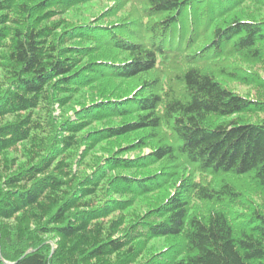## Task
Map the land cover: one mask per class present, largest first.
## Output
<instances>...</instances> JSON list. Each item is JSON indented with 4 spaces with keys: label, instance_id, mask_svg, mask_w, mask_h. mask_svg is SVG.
Returning <instances> with one entry per match:
<instances>
[{
    "label": "trees",
    "instance_id": "trees-1",
    "mask_svg": "<svg viewBox=\"0 0 264 264\" xmlns=\"http://www.w3.org/2000/svg\"><path fill=\"white\" fill-rule=\"evenodd\" d=\"M103 1L0 0V264H264V0Z\"/></svg>",
    "mask_w": 264,
    "mask_h": 264
},
{
    "label": "rangeland",
    "instance_id": "rangeland-1",
    "mask_svg": "<svg viewBox=\"0 0 264 264\" xmlns=\"http://www.w3.org/2000/svg\"><path fill=\"white\" fill-rule=\"evenodd\" d=\"M112 2H113V0H104L102 2V4L101 3H96L94 5V7H92L93 8L92 10H94L96 12H99L101 10V7L104 8L106 6H110L112 4ZM82 10H84V6L81 7V8L79 7V8L73 9L72 11H70V13L68 12V15H73L74 17L79 18L80 15H81L80 12ZM222 62H223V60L221 61V63ZM225 62H227V63H229L231 65L232 64H236V65L238 64L239 65L238 59H234V60H231V59H229V60L227 59L226 60L225 59ZM218 64H220V63H218ZM242 65L244 67H246V68H251L252 70H254L256 72H259L260 75L262 77H264V65L263 64L256 63V64L252 65L250 63L249 64H247V63L244 64L243 63ZM223 81L225 83H227V85L230 86L232 89H234L237 93H240V94H242L244 96H248L250 98H254V97H261V95H262V94H260L261 91L258 88H256L255 86H247V85L241 84V83L236 82V81H231L229 79H223ZM262 92H264V90ZM89 96H90V94L86 93L85 91L84 92H80L76 96V98L74 99L73 103L69 104L70 106H67V107L64 108L65 113L68 114V115H72L73 116L74 112H75V108L76 109H80V107L78 106V102L81 101L82 99L86 98V97H89ZM60 113H61V110L57 109L56 110V115L58 116ZM244 118H246L247 120H254V121L257 120L258 121V120H262L264 118V114L253 115V116L245 115ZM228 119H231V118H226V119H223L221 121H227ZM114 150L117 151L118 150L117 147L113 146V147H110V148H107V147L104 148V147L100 146L99 149H97V151H94V154H92L91 156L92 157L101 158V157L107 155L108 151L112 152ZM149 151H150V149L148 148V149H146L145 152H149ZM13 155H14V153L10 154V156H13ZM132 156H134V155H132ZM229 179H231L232 181H235L237 184H239L241 189L244 190L246 193H248L250 196L254 197V200L256 201L255 203L259 204V200H258L257 195L254 192L247 190V189H249V186H250V182H249L248 179H246L244 177H241V178L230 177ZM138 201L139 200L136 199V201H135L136 204H135L134 208H136L138 206ZM140 204H142V202H140ZM4 224H6L8 227H16V225H15L16 222L15 221H11L10 223H5L4 222ZM46 237L49 239V242L54 244V249H56L57 248L56 239L51 234L46 236ZM179 240L180 239H174V240H171V241H179ZM168 242L169 241H166L165 239H162V240L158 239V240L152 241L148 245V247H147V249L145 251L146 253L144 252L145 254L142 257H139L136 260L135 264H137L141 259L145 260L146 258L153 256L155 252L161 251V249H163L164 247L168 246ZM121 255L122 254H118V255L112 256V258L110 259L111 262L109 264H115L117 260L118 261L120 260Z\"/></svg>",
    "mask_w": 264,
    "mask_h": 264
}]
</instances>
